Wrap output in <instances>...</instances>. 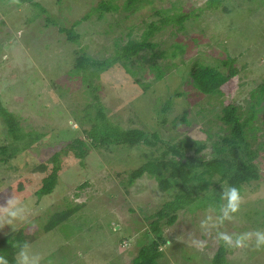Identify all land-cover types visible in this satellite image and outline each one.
<instances>
[{
	"label": "rangeland",
	"instance_id": "374dc122",
	"mask_svg": "<svg viewBox=\"0 0 264 264\" xmlns=\"http://www.w3.org/2000/svg\"><path fill=\"white\" fill-rule=\"evenodd\" d=\"M35 1L45 13L27 3L0 0L2 103L18 118L24 133L49 136L40 142L42 149L17 150L7 162L0 161V240L19 231L27 238L28 233L33 235L23 250L36 264H131L138 242L147 241L146 232L153 234L151 216L171 196L146 174L129 183V172L147 160L151 150L157 148V155L158 146L170 141L188 140L191 154L198 140L206 145L203 152L210 153L214 133L222 124L219 101L229 99L242 117L251 106L257 109L252 149H259L261 177L244 185L234 200L217 190L219 205L180 210L171 225L160 220L166 243L161 245L159 264H212L220 245L227 249L226 264H264V103H257L264 98V0H224L228 12L208 10L207 0H143L130 8L126 0H109L117 5L115 10L102 18L91 13L75 27L78 44L69 42L58 25L72 26L103 0ZM191 11L199 16L193 15L181 29L166 24L150 37L156 43L153 50L143 51L132 62L121 59L93 79L97 101L110 123L141 129L150 138L157 134L158 141L153 146H93L82 161L62 154L58 184L52 193L38 198L34 190L44 174L35 167L47 163L56 151L55 138L67 141L72 131L89 129L87 113L93 118L96 111L82 75L66 76L74 62L73 50L80 48L99 61L112 59L128 40L142 39L150 22L159 24L162 16ZM152 51L165 54L155 60L164 71L160 80L147 61ZM228 57L236 58L240 69L236 92L212 98L200 95L191 85L193 62L198 59L223 71L221 62ZM126 67L137 74L130 76ZM10 142L0 117V145ZM73 208L76 212L69 219L45 231L52 216ZM21 251L16 256L20 264Z\"/></svg>",
	"mask_w": 264,
	"mask_h": 264
},
{
	"label": "trees",
	"instance_id": "16d2710c",
	"mask_svg": "<svg viewBox=\"0 0 264 264\" xmlns=\"http://www.w3.org/2000/svg\"><path fill=\"white\" fill-rule=\"evenodd\" d=\"M11 1L19 5L27 3L37 7L42 13L46 12L45 8L35 0ZM223 1L207 0L205 8L208 10L221 8L223 11L228 12L227 8L223 5ZM140 2H143V0H126V8H130L135 3ZM116 8V4L111 3L109 0H103L87 12L82 19L76 20L72 26L65 27L59 23H55V25L59 24L58 30L65 33L69 42L78 44L79 34L75 31V27L81 20L90 17L91 13H97V16L102 18L105 12L115 10ZM156 14L161 15V11H156ZM193 15L199 16V13L194 14L192 11L179 12L162 16L159 24L150 22L142 39L128 40L125 45L117 49L112 59L99 61L83 52L80 48L73 50L74 62L66 76L82 75V80L89 85L90 94H92L94 101L91 105L96 111L93 118H91L90 112L87 113L91 122L89 129H84L82 133L78 130L72 131L73 136L67 141L61 137L55 138V143L58 147L51 158L47 160V163L52 164L51 167L47 163H41L35 167L36 171L43 172L44 174L39 181L38 187L34 190V194L38 198H43L52 193L58 184L59 174L63 169V160L60 158L62 154L70 155L82 161L93 146L134 147L140 143L153 146L158 141L159 136L157 134H151L150 138L141 129L122 128L119 125L110 123L106 119L103 109L99 106L100 103L97 101L99 100L96 95L98 87L92 85L93 79L99 77L102 69L112 67V65L121 59L132 62L131 60L135 56H139L143 51L147 49L153 50L156 43L152 42L150 37L156 31L161 30L166 24L174 23L178 24V28L181 29L184 22L190 20ZM180 46L177 45L178 49L182 50ZM174 55L175 52H173ZM164 56L163 51H152L150 58L147 60L150 62L152 69H157V80L163 77L164 71L155 63V60L158 57L162 58ZM235 62L236 58L232 57L222 60L221 64L224 68L222 71L198 59L195 60L189 71L192 87L200 95H212L209 98L224 96L226 94L233 95L239 86L240 71ZM125 70L130 76L137 74V71L131 70L129 67H126ZM147 86H144V90H146ZM127 90V88H124V92ZM261 91L264 94V83L261 85ZM262 100L264 101V98H258L257 103H264ZM221 101H219L222 103L221 113L217 116L222 124L214 133V136L217 138L213 139L210 145L212 148L211 155L210 153L203 152L206 149V145L198 140H196V149L191 154L187 151L192 147V144L188 140L182 141L179 144L170 141L158 146L160 151L157 155V148L151 150L149 154H146L147 160L129 172V183H133L136 179L146 174L156 180L160 191L171 196L151 216L154 220L151 222L150 230L154 235L145 233L147 241L141 240L138 242L139 248L131 264H159V260L163 257L161 245L166 243L161 234L162 223L160 220L163 219L165 220V224L171 225L177 220L180 210L192 212L208 204L219 205L220 196L217 190L226 193L230 200H234L231 196L232 189L236 190L238 198L243 193L244 185L260 179L261 173L256 161L259 149H252L256 139L255 132L258 131V127L254 125L257 109L251 106L249 113L245 117H242V113H239L231 100ZM90 108L91 106H88V109ZM166 109L167 107L163 108L164 111ZM0 117L6 127L7 134L11 138L10 143L0 145L1 162H7L17 150L43 148L38 146L44 139V142L47 141L49 136L35 131L24 133L18 118L3 105L1 95ZM248 135L251 136V141L247 140ZM23 187L22 181H20L18 188L22 190ZM205 191H207V194H204ZM214 198L216 199L215 202L210 203ZM75 212L76 208H73L52 216L44 227L45 231L49 232L53 230L69 219ZM27 236L28 238L24 236L23 231H19L17 234H9L0 240V258L6 264H20L16 259L17 252L19 249L23 250L26 245H29L34 240L33 235L28 233ZM226 253L227 249L225 246L220 245L211 263L226 264Z\"/></svg>",
	"mask_w": 264,
	"mask_h": 264
},
{
	"label": "clouds",
	"instance_id": "9594fccd",
	"mask_svg": "<svg viewBox=\"0 0 264 264\" xmlns=\"http://www.w3.org/2000/svg\"><path fill=\"white\" fill-rule=\"evenodd\" d=\"M237 192L235 189H232L231 190V196L236 199L237 198ZM13 216H15L16 214L15 213H12ZM8 223H11V221L9 220ZM21 261H22V264H36V261L33 259V258H30L27 251L25 250H22L21 251ZM0 264H6V262L0 258Z\"/></svg>",
	"mask_w": 264,
	"mask_h": 264
}]
</instances>
